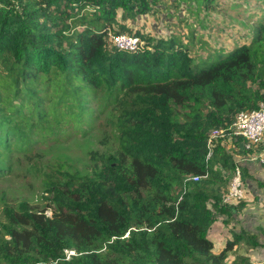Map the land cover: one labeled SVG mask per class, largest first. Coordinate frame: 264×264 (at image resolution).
<instances>
[{"label":"trees","instance_id":"16d2710c","mask_svg":"<svg viewBox=\"0 0 264 264\" xmlns=\"http://www.w3.org/2000/svg\"><path fill=\"white\" fill-rule=\"evenodd\" d=\"M155 2L0 0V180L14 151L58 143L69 130L88 137L110 108L114 142L92 153L88 169L55 160L43 172V209L5 206L0 264H225L239 243L247 254L264 249L243 230L215 252L217 216L230 223L246 206L223 203L245 151L236 141L231 152L224 138L207 159L211 131H229L264 103V23L249 45L194 65L181 41L118 22L119 10L135 20ZM109 32L144 45L120 50ZM66 251L77 256L66 260ZM247 254L228 264L257 262Z\"/></svg>","mask_w":264,"mask_h":264},{"label":"rangeland","instance_id":"374dc122","mask_svg":"<svg viewBox=\"0 0 264 264\" xmlns=\"http://www.w3.org/2000/svg\"><path fill=\"white\" fill-rule=\"evenodd\" d=\"M156 0L149 14L138 16L135 20L123 21V11L117 13L120 24H126L134 31L147 35L152 39H177L190 49L194 65L211 64L218 59L216 53L222 50L228 54L233 49L249 45L255 28L264 23V0H209L210 8L202 7L207 0ZM144 45L142 41L141 47ZM99 113L95 104H91ZM111 108L100 116L99 121L88 137L75 135L72 130L69 137L60 142H37L29 151L16 150L12 158V173L0 180V232L2 224L6 225L3 215L5 206L17 210L19 205L27 204L43 209L47 205L43 192V172L57 159L72 164L77 170L91 167L93 152L103 153L114 146L111 128L108 121L112 119ZM37 139V138H35ZM28 148V147H27ZM231 145H227L230 149ZM232 148L230 151L232 152ZM230 152V153H231ZM258 164V163H257ZM259 165V164H258ZM247 174V172H246ZM245 180V204L238 222L230 225L228 217L218 215L217 221L209 232V238L215 244V252L219 253L233 234L240 231H254L256 222L264 221V191L262 183L256 184L249 173ZM253 185L249 189V185ZM226 188V187H225ZM51 215L50 211H47ZM259 214V216H256ZM254 217H259L257 220ZM263 229V228H261ZM262 250L256 253L260 257ZM245 255L243 245L235 247L225 264L239 255ZM259 264V263H257ZM264 264V263H261Z\"/></svg>","mask_w":264,"mask_h":264},{"label":"built area","instance_id":"2783aa9c","mask_svg":"<svg viewBox=\"0 0 264 264\" xmlns=\"http://www.w3.org/2000/svg\"><path fill=\"white\" fill-rule=\"evenodd\" d=\"M108 37L120 50L135 52L141 48L142 41L136 36L109 32ZM224 138L227 139L226 145H231L229 143L237 141L240 144L239 148L245 151V154L236 157L238 166L229 185L228 192L223 198L225 205L233 206L245 199V184L242 179L243 164L254 161L264 165V103H260L258 109L254 111L239 113L234 123L230 126L229 131L213 130L210 132L208 138V160L212 156L214 142ZM231 147L234 146L231 145ZM199 180L200 177L198 176L190 177L185 180L184 187L188 186L190 182H198ZM75 256H77L75 251H66L65 259L70 260Z\"/></svg>","mask_w":264,"mask_h":264},{"label":"crops","instance_id":"0c3cea01","mask_svg":"<svg viewBox=\"0 0 264 264\" xmlns=\"http://www.w3.org/2000/svg\"><path fill=\"white\" fill-rule=\"evenodd\" d=\"M243 167H245L247 174L249 173L250 178L256 184V187H258L257 186L258 183H262V185H263L262 188L264 191V166H260L257 163L253 162V163H247V164L243 165ZM253 186H254V184L249 185V189L251 190ZM256 216H259V214H256ZM258 218L259 217H254L255 220H257ZM239 220L236 219V220L230 222V225L233 224L234 222H238ZM256 227H257L256 230L248 231V232L255 233V234L259 235L260 236V242L264 243V221L262 223L256 222ZM261 228H263V229H261ZM259 250H262L261 254L264 256V249H262V248H259L255 251H252V252L248 253L247 255L248 256H250V255L256 256V253ZM257 263H259V264L264 263V257L263 258H261V256L258 257L257 262L254 264H257Z\"/></svg>","mask_w":264,"mask_h":264},{"label":"clouds","instance_id":"9594fccd","mask_svg":"<svg viewBox=\"0 0 264 264\" xmlns=\"http://www.w3.org/2000/svg\"><path fill=\"white\" fill-rule=\"evenodd\" d=\"M241 156V155H240ZM254 161H250V162H245L243 165H245V164H247V163H253ZM254 163H257V162H254ZM259 164V163H258ZM260 166H264V165H261V164H259ZM242 168H243V166H242ZM242 179H243V182H244V177H243V170H242ZM245 184V183H244ZM245 200V199H244ZM243 200V201H244ZM242 201V202H243ZM233 237H234V235H233ZM234 239V238H233ZM239 244H241V245H243L242 243H239ZM238 244V245H239ZM245 251V250H244ZM246 252V251H245ZM77 254V253H76ZM243 255V254H242ZM246 255V254H245Z\"/></svg>","mask_w":264,"mask_h":264}]
</instances>
